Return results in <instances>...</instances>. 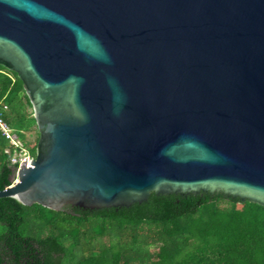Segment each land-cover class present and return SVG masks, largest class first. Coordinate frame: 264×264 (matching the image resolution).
<instances>
[{
	"label": "water",
	"instance_id": "obj_1",
	"mask_svg": "<svg viewBox=\"0 0 264 264\" xmlns=\"http://www.w3.org/2000/svg\"><path fill=\"white\" fill-rule=\"evenodd\" d=\"M39 131L0 198L61 211L201 191L264 206V0H0Z\"/></svg>",
	"mask_w": 264,
	"mask_h": 264
},
{
	"label": "trees",
	"instance_id": "obj_2",
	"mask_svg": "<svg viewBox=\"0 0 264 264\" xmlns=\"http://www.w3.org/2000/svg\"><path fill=\"white\" fill-rule=\"evenodd\" d=\"M0 109L35 157L32 104L18 74L2 65ZM31 133L37 135L32 142ZM16 150L0 132V191L16 179ZM0 264H264V206L204 191L153 192L130 207L61 211L4 197Z\"/></svg>",
	"mask_w": 264,
	"mask_h": 264
},
{
	"label": "built area",
	"instance_id": "obj_3",
	"mask_svg": "<svg viewBox=\"0 0 264 264\" xmlns=\"http://www.w3.org/2000/svg\"><path fill=\"white\" fill-rule=\"evenodd\" d=\"M4 109H7V107L5 106ZM0 132L2 133V135L5 136V138L10 142V144L14 146L15 149H17L12 158L13 163H18L17 171L19 170L21 163H23L26 159L33 160L35 158L31 156V154L24 148L22 142L13 136L12 128L4 120L3 109H0Z\"/></svg>",
	"mask_w": 264,
	"mask_h": 264
},
{
	"label": "rangeland",
	"instance_id": "obj_4",
	"mask_svg": "<svg viewBox=\"0 0 264 264\" xmlns=\"http://www.w3.org/2000/svg\"><path fill=\"white\" fill-rule=\"evenodd\" d=\"M36 136L37 135L35 133L27 134V138L31 142L36 138Z\"/></svg>",
	"mask_w": 264,
	"mask_h": 264
}]
</instances>
